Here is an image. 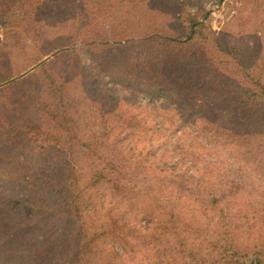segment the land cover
<instances>
[{
  "label": "rangeland",
  "instance_id": "374dc122",
  "mask_svg": "<svg viewBox=\"0 0 264 264\" xmlns=\"http://www.w3.org/2000/svg\"><path fill=\"white\" fill-rule=\"evenodd\" d=\"M50 3L58 10L36 31H1L10 59L2 69L16 79L34 72L37 85L15 92L31 133L0 129V264H27L26 253L47 242L52 219H29L25 205L43 210L53 194L16 183L47 171L72 173L90 233H114L85 264H264V114L245 102L254 81L264 84V0ZM189 16L212 35L205 48L197 39L209 60L197 51L170 64L154 40L106 50L107 68L90 55L101 34L111 43L181 36ZM219 45L242 52L227 56ZM213 67L221 80L209 79Z\"/></svg>",
  "mask_w": 264,
  "mask_h": 264
},
{
  "label": "trees",
  "instance_id": "16d2710c",
  "mask_svg": "<svg viewBox=\"0 0 264 264\" xmlns=\"http://www.w3.org/2000/svg\"><path fill=\"white\" fill-rule=\"evenodd\" d=\"M61 1L66 2L67 0ZM71 1L73 3V8H75L76 0ZM50 2L51 0H0V24L4 28V32L17 35L19 34L17 29L21 27H26L28 32L36 31L38 26L40 28L43 24L42 20L44 14L50 15L55 10H58L55 7L52 8ZM19 8L22 9L18 10ZM78 13L81 15L83 14L80 12ZM186 15L188 16L187 13ZM189 17L190 19L188 18V20L185 21L187 26L186 30L181 36L170 34L164 35L163 32H158L151 36L144 35L145 37L139 39L131 36H126L123 39H113V42L111 43L108 37L101 34V40L90 44L93 49L90 55L97 63H101L100 65H102V67L107 68L103 65L102 57L106 50L110 48L115 49L118 47H124L125 45L137 46L139 40H154L153 42H157V45L154 46L157 48L160 47L165 52L168 63L170 64L175 63L174 58L176 57L191 59L192 57L200 58L203 56L209 60L207 53L204 52V48L207 46V41H209L212 35L204 33L206 31L205 26L200 20H197L194 16ZM26 22H30L32 25L27 26L25 24ZM200 36L204 38L202 43L204 48H199L200 45L197 39ZM18 37H20V35ZM66 46L70 47V45ZM58 48L59 47H54L53 50L57 51ZM99 49L102 50V52L99 51ZM219 49L227 56H237L238 53L242 52L237 47H227V45H219ZM97 50L99 53H97ZM197 51H203L205 55L203 54L200 56ZM67 52L69 53V51L61 53ZM8 54L9 50L6 47V44L3 40H0V129L4 134L9 133L12 137H17L20 131H22L21 133H24L25 131L31 133L29 131L36 126L33 119L30 118L26 112L27 108L23 105L21 100H18L15 97V92L22 91L23 94H33L37 82L34 81V72L10 81L12 77L21 75V73H7L2 69L1 66L3 64L10 63ZM41 60L42 57L40 55L37 56V61ZM32 65H34V61ZM48 65L50 66L49 62L43 63V65L40 66V69L47 68ZM210 71L212 75L209 79L219 76L218 68L213 67ZM140 72L141 74L144 73L142 69L137 70L135 73L140 74ZM248 78L251 79L250 81H254L250 76H248ZM49 79H51L50 82L53 85V91L60 92L61 86L57 85L51 75H49ZM6 82L8 83L4 84ZM254 84L256 89L247 91H256L254 95L256 96L255 98L259 100L254 99L253 93H250L249 98H247L245 102L250 108L248 110L263 115L264 84L260 81H254ZM38 99L40 101L41 98L39 97ZM41 102L43 103L42 99ZM60 105L64 109L67 107L64 97L60 99ZM56 144L58 143H55V148L57 146ZM66 176L68 179H66L64 175H56L47 171L42 174L30 173L29 175H23L16 181V183L25 188H30L32 190H47L52 193L55 198L54 205H49L43 210L36 206L25 205L29 211V219L39 216V212L44 213V216H42V222H45L46 218L52 219V232L49 229V235L46 239L47 242H52V248L49 249L47 247V242L42 243L37 241L35 251L33 253L28 251L25 255V258H32L31 261H29L28 258L26 259L27 264H34L32 262L33 260L36 264H85L84 262H86L87 256L89 254L93 255V248L97 247L102 242L100 239H104L105 241V238L114 234L109 231L107 227H103L102 225L99 226L100 231H96L95 233H90V231L87 230L86 211L82 206L84 198L81 197L77 191L75 193L74 187H72V184L69 182L71 179L69 177L72 176V173H67ZM238 189H242V187H237V190ZM60 222L63 226L65 225V228H68L64 236L56 230V225H60ZM58 229L60 230L59 227ZM62 230L60 232H62ZM89 248H91V250H89ZM226 257L227 255L224 256V258ZM226 262L229 263L228 261Z\"/></svg>",
  "mask_w": 264,
  "mask_h": 264
},
{
  "label": "crops",
  "instance_id": "0c3cea01",
  "mask_svg": "<svg viewBox=\"0 0 264 264\" xmlns=\"http://www.w3.org/2000/svg\"><path fill=\"white\" fill-rule=\"evenodd\" d=\"M4 31V28L1 26V24H0V40H1V36H2V34H1V31ZM17 78V75L16 76H14V77H12L11 78V80H15Z\"/></svg>",
  "mask_w": 264,
  "mask_h": 264
}]
</instances>
